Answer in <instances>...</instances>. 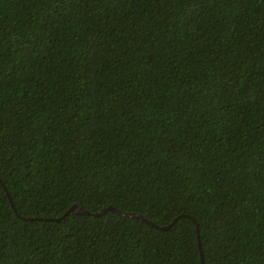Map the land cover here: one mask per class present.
<instances>
[{"label": "trees", "instance_id": "16d2710c", "mask_svg": "<svg viewBox=\"0 0 264 264\" xmlns=\"http://www.w3.org/2000/svg\"><path fill=\"white\" fill-rule=\"evenodd\" d=\"M201 253L264 264V0H0V264Z\"/></svg>", "mask_w": 264, "mask_h": 264}, {"label": "water", "instance_id": "95a60500", "mask_svg": "<svg viewBox=\"0 0 264 264\" xmlns=\"http://www.w3.org/2000/svg\"><path fill=\"white\" fill-rule=\"evenodd\" d=\"M6 194H8V193L6 192ZM9 200H10L11 206L13 207V209H15L14 204H13V202H12V200H11L10 197H9ZM106 211H114V212L122 213V214H125V215H130V216L136 217V218H138V219H140V220L146 221V222H148V223H150V224H152V225H154V226H157L155 223L150 222L149 220L145 219V218H144L141 214H139V213L122 211V210H119V209H117V208H115V207H113V206H111V205H107V206H105V207H103V208H101L100 210L95 211V212H89V211H87V210H83L79 205H77V204H73L72 206H70V207L65 211V213H64L61 217H63L64 215H66V214H68V213H70V212H76V213H79V214H89V215H93V216H98V215H100V214H102V213H104V212H106ZM177 218H178V217L174 218L173 221H172L170 224L165 225V226H162V227H160V228H161V229H166V228H168L171 224H173V223L177 220ZM48 219L53 220L52 218H48ZM59 219H60V217H59V218H55V220H59ZM196 231L198 232L197 224H196ZM197 237L199 238V234H197ZM198 243H199V247H200V242H199V240H198ZM201 261H202V264H204V260H203L202 253H201Z\"/></svg>", "mask_w": 264, "mask_h": 264}]
</instances>
